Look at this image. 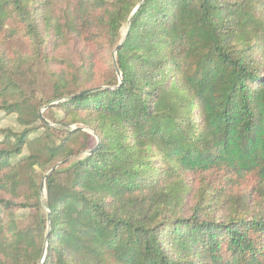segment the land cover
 I'll return each instance as SVG.
<instances>
[{"label":"trees","instance_id":"1","mask_svg":"<svg viewBox=\"0 0 264 264\" xmlns=\"http://www.w3.org/2000/svg\"><path fill=\"white\" fill-rule=\"evenodd\" d=\"M140 2L0 0V264H264V0Z\"/></svg>","mask_w":264,"mask_h":264},{"label":"water","instance_id":"2","mask_svg":"<svg viewBox=\"0 0 264 264\" xmlns=\"http://www.w3.org/2000/svg\"><path fill=\"white\" fill-rule=\"evenodd\" d=\"M143 2V0H141V2L138 4V6L134 9V11L132 12V14L130 15V19H131V17L133 16V14L137 11V9L140 7V5H141V3ZM130 19L128 20V22H127V26H129V23H130ZM125 31L127 32V30H123V33L125 34ZM115 71H116V74H117V76L120 78V73H119V71H118V69L115 67ZM52 105V104H51ZM50 106V105H49ZM48 108V106H46V107H44L43 108V111L45 110V109H47ZM41 114V113H40ZM61 165V163L60 164H57L56 166H54L45 176H44V178H43V180H42V185H41V190H40V195H41V198H43V197H45L46 196V192L44 191V183H45V180H46V178L57 168V167H59ZM47 228H49V221L47 222ZM47 239L48 238H46V241H47ZM46 243V242H45ZM44 257V253L42 254V258Z\"/></svg>","mask_w":264,"mask_h":264},{"label":"rangeland","instance_id":"3","mask_svg":"<svg viewBox=\"0 0 264 264\" xmlns=\"http://www.w3.org/2000/svg\"><path fill=\"white\" fill-rule=\"evenodd\" d=\"M43 112V110L41 111V113ZM44 198V197H43Z\"/></svg>","mask_w":264,"mask_h":264}]
</instances>
